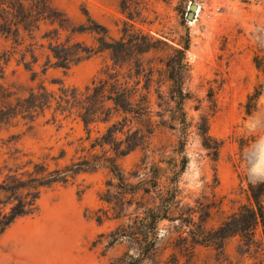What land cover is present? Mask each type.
Segmentation results:
<instances>
[{
    "label": "rangeland",
    "instance_id": "1",
    "mask_svg": "<svg viewBox=\"0 0 264 264\" xmlns=\"http://www.w3.org/2000/svg\"><path fill=\"white\" fill-rule=\"evenodd\" d=\"M53 2L76 23L84 20L82 10L86 9L116 39L123 21H128L174 48L188 44L183 59L187 68L183 88L188 94L184 101L188 123L184 148L188 162L178 182L184 201L203 210L214 202L206 218L208 227H216L238 206L248 203V184L264 180V70L254 63L257 56L264 64V0H127L137 10L133 13L134 21L121 9V0ZM190 4L197 5L194 13ZM45 28L42 27L38 38ZM74 40L92 45L94 34H80ZM40 52L38 62L29 70L12 53L10 42L0 35L5 81L21 87V93L38 84L52 92H58L61 86L82 89L99 76L101 69L112 64L109 52L102 51L67 70L48 66L42 73L47 51ZM159 54L150 51L138 55L137 59L147 67L156 62ZM32 71L37 72L34 79ZM124 75L128 79V74ZM157 78L154 74L153 80ZM139 79L138 92L144 93L142 86L146 80L143 75ZM133 80L136 79L133 77L130 82ZM156 86L154 82L150 85L152 125L146 116L137 117V124H132L133 129L146 135V143L118 160L125 171L137 170V165L144 166L142 162L158 160L161 156L178 157L174 148L179 133L166 127V117L161 119L155 115L160 110L155 103ZM255 87L261 89V94L255 110L247 115L244 105ZM200 116L208 118V132L220 143L216 161L207 156L208 151L196 133ZM50 118V112H46L33 129L18 126L0 131V140L19 134L16 147L39 158L46 153L59 156L65 150L59 164H69L82 155L78 139L85 136L84 128L73 117L56 122ZM145 125L153 129L151 134H146ZM91 128L93 138L101 126L93 124ZM7 151L5 147L0 148V181L6 172L5 165L13 164ZM166 174L172 175L169 171ZM109 178L106 168H98L79 173L67 184L44 189L37 210L15 221L0 237V264H107L119 257L126 249L125 242L109 245L108 238L117 222L108 219L98 222L95 217L100 208H109L99 199ZM136 181L137 177L131 178L132 183ZM162 183L167 181L162 179ZM197 217L198 213L194 221H198ZM167 225L166 221L161 223V226ZM257 238L262 239L260 226ZM179 259L181 264H260L261 258L245 252L236 236L226 240L223 253L197 244L192 252L179 254Z\"/></svg>",
    "mask_w": 264,
    "mask_h": 264
},
{
    "label": "trees",
    "instance_id": "2",
    "mask_svg": "<svg viewBox=\"0 0 264 264\" xmlns=\"http://www.w3.org/2000/svg\"><path fill=\"white\" fill-rule=\"evenodd\" d=\"M120 6L128 19L134 21L133 13L137 10L127 0H121ZM82 15L84 20L76 23L53 0H0V35L10 42L12 53L19 56L18 61L25 68L33 70L44 49L47 53L42 73L48 66L67 70L102 51H108L112 61L111 66L101 69L99 76L82 89L61 86L58 92H52L38 84L21 93V87L5 81L4 60L0 58V131L18 126L33 129L46 112H50L53 122L73 117L85 131V136L78 139L82 155L64 165L59 161L65 156V150L59 156L46 153L39 158L15 146L19 134L0 140V148H7L8 158L13 161L11 166L5 165L6 172L0 181V237L15 221L37 210L44 189L67 184L79 173L106 168L110 178L99 199L109 208H100L95 217L98 222L104 219L117 222L108 234L109 245L126 244L125 251L107 264H181L179 254L192 252L195 245L211 246L223 253L226 240L236 236L245 252L255 253L262 264L264 180L248 184V203L238 206L216 227L206 225L214 202L206 206L207 210L190 206L178 185L188 162L184 148L188 135L184 101L188 94L183 88L187 71L183 59L188 44L174 48L128 21H123L116 39L86 9ZM43 26L46 28L38 38ZM84 33L94 34L92 45L74 40ZM150 51L160 54L154 64L143 67L137 56ZM254 63L264 70L257 56ZM32 73L34 79L37 72ZM154 74L158 76L155 80ZM140 75L146 80L142 86L144 93L138 92ZM133 77L136 80L131 83ZM152 82L157 84L155 103L160 108L155 115L161 119L166 117V127L179 133L174 148L178 157L161 156L158 160L142 162L144 166L137 165V170L125 171L118 164L119 158L146 143V135L133 129L132 124H137V117L146 116L152 125L149 97ZM260 94L261 89L255 87L247 96L244 105L247 115L255 110ZM93 124L100 125L101 129L92 138ZM145 127L146 134L153 132L152 128ZM196 133L208 151L207 156L216 161L220 143L210 136L207 117H199ZM162 163L166 166H161ZM167 171L172 175L168 176ZM136 177L137 181L132 183L131 178ZM162 179L167 183L163 184ZM214 180L217 181L216 177ZM197 213L198 221H194ZM164 221L168 222L167 226H161ZM259 226L262 239L257 238Z\"/></svg>",
    "mask_w": 264,
    "mask_h": 264
},
{
    "label": "water",
    "instance_id": "3",
    "mask_svg": "<svg viewBox=\"0 0 264 264\" xmlns=\"http://www.w3.org/2000/svg\"><path fill=\"white\" fill-rule=\"evenodd\" d=\"M196 8H197L196 4H190V9H191L192 13L195 12Z\"/></svg>",
    "mask_w": 264,
    "mask_h": 264
}]
</instances>
